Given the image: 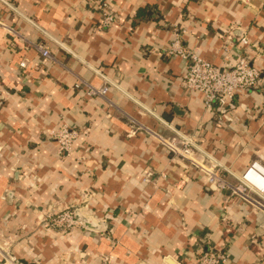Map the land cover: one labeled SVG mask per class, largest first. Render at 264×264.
<instances>
[{"label":"crops","instance_id":"crops-1","mask_svg":"<svg viewBox=\"0 0 264 264\" xmlns=\"http://www.w3.org/2000/svg\"><path fill=\"white\" fill-rule=\"evenodd\" d=\"M111 2L116 20L104 28L95 0H0L3 20L58 58L47 62L0 29V236H14L28 264H198L202 249L224 244L227 264H264V210L210 186L127 118L167 137L195 133L232 181L264 161V0ZM177 32L218 65L237 58L246 34L262 85L224 116L207 110L184 86L186 61L167 53ZM79 79L110 90L87 95ZM65 124L81 131L70 156L49 135ZM65 205L97 228L42 227Z\"/></svg>","mask_w":264,"mask_h":264},{"label":"built area","instance_id":"built-area-1","mask_svg":"<svg viewBox=\"0 0 264 264\" xmlns=\"http://www.w3.org/2000/svg\"><path fill=\"white\" fill-rule=\"evenodd\" d=\"M111 1L95 0V6L102 15L101 26L104 28L110 27L116 20V12L112 8ZM243 1L251 2V0ZM0 29H4L7 35L13 39H17L29 47L37 48L47 62L58 61L56 53L48 44L22 35L16 27L5 22L1 15ZM226 40L229 41L230 39ZM239 44L240 51L236 53L237 58L233 59L229 65L215 64L198 52L184 46L180 32L176 33V37L167 49L169 55L181 57L186 61V68L182 76L185 88L190 92L201 93L207 110L214 112L218 109L222 111L223 116L228 109L234 106L231 103L235 97L243 92L257 90L262 85L261 70L252 63L249 56V37L242 34L239 37ZM19 66L26 68L28 61H22ZM75 87L85 88L87 95L102 97H105L110 90L108 84L96 87L83 79H79ZM127 118L132 124L134 132L143 130L156 137L174 157H180L190 167L197 168L210 186L220 191L230 190L231 194L239 196L256 209L264 210V161L262 159H253L237 176L236 180L232 181L226 176L224 169L216 159L209 158L199 152L195 133L178 131L176 134L167 137L129 115ZM80 134L81 131L78 128L69 127L66 124L49 131V135L59 143L61 156L74 154L75 144ZM145 181L156 180L145 178ZM77 211L81 210L65 206L59 209L57 213L48 212L43 217L44 225L48 229H58L65 234L72 233L83 226L86 227L81 220L76 218ZM1 254L3 261L0 264H27L8 250H4ZM197 261L198 264H227L229 250L226 244L219 249L213 245H208L200 251Z\"/></svg>","mask_w":264,"mask_h":264},{"label":"rangeland","instance_id":"rangeland-1","mask_svg":"<svg viewBox=\"0 0 264 264\" xmlns=\"http://www.w3.org/2000/svg\"><path fill=\"white\" fill-rule=\"evenodd\" d=\"M11 190H9L8 191V195H7V197H5V200H8V201H12L13 199H15V196H11ZM10 196L12 197V198H10ZM66 206V205H65ZM65 206H63V207H65ZM62 207V208H63ZM72 207V206H71ZM61 207H59V209H62ZM75 208V207H74ZM59 209H55V208H52L51 210H49V212H53V213H57L58 212V210ZM78 212V211H77ZM47 214V213H46ZM45 214V215H46ZM44 215V216H45ZM43 216V217H44ZM76 218H77V215H76ZM78 219V218H77ZM79 220V219H78ZM42 227H46L45 225H44V222H43V218H42ZM47 228V227H46ZM48 229V228H47ZM51 230H54V231H60V230H58V229H51ZM61 232V231H60ZM66 234H69V233H66ZM15 246H16V240H14V236H12V235H8V236H6V237H1L0 236V262H2L3 261V256H2V252L4 251V250H8V251H10L11 253H13L14 255H17L21 260H22V258L18 255V253L16 252V250H15ZM12 254V255H13ZM24 261V260H23ZM25 262V261H24ZM27 263V262H26Z\"/></svg>","mask_w":264,"mask_h":264},{"label":"water","instance_id":"water-1","mask_svg":"<svg viewBox=\"0 0 264 264\" xmlns=\"http://www.w3.org/2000/svg\"><path fill=\"white\" fill-rule=\"evenodd\" d=\"M76 215H77V218L79 220H81L86 227L92 228V229H96L97 228L95 223L92 221L91 215L84 214L81 211H78ZM27 264H28V262H27Z\"/></svg>","mask_w":264,"mask_h":264}]
</instances>
